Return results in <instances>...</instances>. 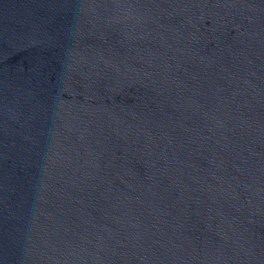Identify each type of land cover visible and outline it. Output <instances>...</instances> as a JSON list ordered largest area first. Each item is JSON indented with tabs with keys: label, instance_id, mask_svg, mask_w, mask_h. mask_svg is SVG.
<instances>
[{
	"label": "water",
	"instance_id": "water-1",
	"mask_svg": "<svg viewBox=\"0 0 264 264\" xmlns=\"http://www.w3.org/2000/svg\"><path fill=\"white\" fill-rule=\"evenodd\" d=\"M0 264H264V0H0Z\"/></svg>",
	"mask_w": 264,
	"mask_h": 264
}]
</instances>
